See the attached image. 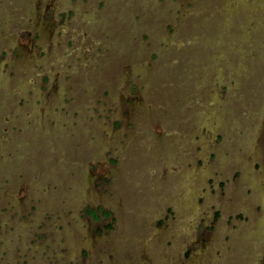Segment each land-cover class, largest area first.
<instances>
[{
	"label": "rangeland",
	"instance_id": "obj_1",
	"mask_svg": "<svg viewBox=\"0 0 264 264\" xmlns=\"http://www.w3.org/2000/svg\"><path fill=\"white\" fill-rule=\"evenodd\" d=\"M0 264H264V0H0Z\"/></svg>",
	"mask_w": 264,
	"mask_h": 264
},
{
	"label": "flooded vegetation",
	"instance_id": "obj_2",
	"mask_svg": "<svg viewBox=\"0 0 264 264\" xmlns=\"http://www.w3.org/2000/svg\"><path fill=\"white\" fill-rule=\"evenodd\" d=\"M92 210H95V212L98 214L97 217L94 216V214L92 213ZM103 210H106V211H107V209H105V208L102 207V206H101V207H93V208L88 209L89 213L91 214V216H92L94 219H98V218H100L101 214H104V213H103Z\"/></svg>",
	"mask_w": 264,
	"mask_h": 264
},
{
	"label": "trees",
	"instance_id": "obj_3",
	"mask_svg": "<svg viewBox=\"0 0 264 264\" xmlns=\"http://www.w3.org/2000/svg\"><path fill=\"white\" fill-rule=\"evenodd\" d=\"M107 212L106 210H103V213ZM92 213L94 214L95 217L98 216V214L95 212V210H92Z\"/></svg>",
	"mask_w": 264,
	"mask_h": 264
}]
</instances>
